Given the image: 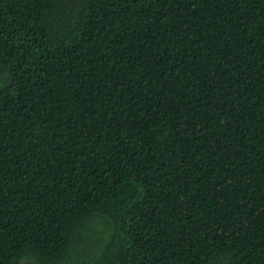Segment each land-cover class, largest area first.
I'll list each match as a JSON object with an SVG mask.
<instances>
[{
	"label": "trees",
	"instance_id": "1",
	"mask_svg": "<svg viewBox=\"0 0 264 264\" xmlns=\"http://www.w3.org/2000/svg\"><path fill=\"white\" fill-rule=\"evenodd\" d=\"M0 264H264V0H0Z\"/></svg>",
	"mask_w": 264,
	"mask_h": 264
}]
</instances>
